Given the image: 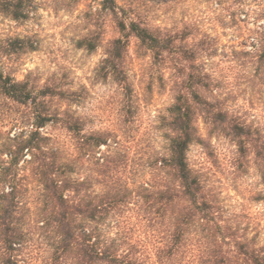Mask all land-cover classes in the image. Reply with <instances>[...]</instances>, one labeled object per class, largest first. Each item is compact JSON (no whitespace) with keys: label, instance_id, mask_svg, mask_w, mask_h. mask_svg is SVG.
<instances>
[{"label":"rangeland","instance_id":"374dc122","mask_svg":"<svg viewBox=\"0 0 264 264\" xmlns=\"http://www.w3.org/2000/svg\"><path fill=\"white\" fill-rule=\"evenodd\" d=\"M132 24L168 42V51L156 57ZM116 41L123 46L120 56ZM104 60L115 68L102 69ZM194 70L206 75L207 96L258 130L264 144V0H0L2 78L27 82L35 95L48 88V113H67L82 134H102L106 143L83 154L65 123L40 129L47 146L70 165L71 178L87 182L86 192H117L124 200L98 228L103 240L114 241L140 264L167 262L160 253L168 242L167 220L149 213L139 192L163 180L151 165L167 154L164 120L175 83ZM40 112L38 101L35 107L22 104L0 89V165ZM197 127L207 145L193 143L187 159L215 206L217 222L234 229L241 241L264 247L262 162L252 148L241 156L233 141L209 134L201 119ZM29 159L24 151L11 170L28 208L13 258L16 264H51L55 239L50 229H40L39 185ZM199 242L193 233L173 264H193L203 250ZM2 258L0 246V263Z\"/></svg>","mask_w":264,"mask_h":264},{"label":"trees","instance_id":"16d2710c","mask_svg":"<svg viewBox=\"0 0 264 264\" xmlns=\"http://www.w3.org/2000/svg\"><path fill=\"white\" fill-rule=\"evenodd\" d=\"M13 17L18 16L13 14ZM132 27L137 29L139 39L155 50L156 57L168 51V42L133 24ZM116 43L119 50L116 55L120 56L123 46L120 41ZM104 65L102 69L115 68L109 60H104ZM2 77L0 72V89L5 95L34 107L38 101L41 112L34 117L32 130L10 152L8 161L0 165V246L3 255L0 264H16L13 257L24 238L21 221L26 205L22 201L20 180L11 171L19 164L24 151L30 154L26 163L39 185L40 229H50L55 239L51 264H140L129 251H120L114 241L103 240L99 232L98 225L124 200L118 198L117 192H86L87 182L71 178L70 165L61 162L58 152L47 146L49 138L40 129L51 122L65 123V129L83 154L94 153L106 143L102 134H82L79 122L67 117V113H48L44 99L53 96L48 88L35 95L27 82ZM209 88L206 75H197L195 70L182 83H175L174 102L164 120L167 154L157 157L151 165L163 180L154 190L141 186L139 194L149 213L154 212L158 219L167 220L168 242L160 249L167 261L165 264H173L178 255L186 251L193 233L198 235L199 247L203 248L193 264H264V247L241 241L234 229L217 222L215 206L187 159L193 143L207 145L197 127V121L201 119L209 134L222 135L233 141L241 156L248 152V147L252 148L264 171V144H260L259 131L239 116L230 114L215 97L207 96ZM61 115L63 117H59ZM99 167L102 177V163Z\"/></svg>","mask_w":264,"mask_h":264}]
</instances>
